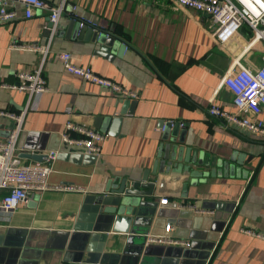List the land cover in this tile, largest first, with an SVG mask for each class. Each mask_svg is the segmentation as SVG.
I'll return each instance as SVG.
<instances>
[{"label": "crops", "instance_id": "1", "mask_svg": "<svg viewBox=\"0 0 264 264\" xmlns=\"http://www.w3.org/2000/svg\"><path fill=\"white\" fill-rule=\"evenodd\" d=\"M15 9L14 19L0 22V83H15L18 71L41 65L48 88L29 97L25 91L0 87V109L25 110L17 141L21 161L36 162L27 155L45 157L56 150L47 183L72 190L36 191L13 211L0 209V237L8 228L71 231L86 196L98 193L107 181L118 186L122 179L131 182L146 176L154 185L152 195L144 197L153 216L148 231L163 233L170 222V234L195 244L156 245L172 246L189 264H201L199 254L208 246L210 254L202 264H261L264 240L242 229L264 233V136L225 127L207 112L210 98L232 110V95L221 83L232 60L237 57L250 69L261 65L264 44L248 46L250 29L243 25L219 46L211 35L209 16L179 8L174 0H67L42 60L38 51L12 49L9 44L44 43L49 12L37 10L26 18L20 4ZM72 18L92 30L71 26L67 31ZM95 31L98 36L92 41ZM108 35L116 43L106 51L98 40ZM64 51L73 62L137 96L116 95L66 72L56 57ZM119 116L118 135H107L99 155L61 141L68 119L106 133L110 118ZM168 121L178 126L164 136L160 128ZM12 125V119L0 116V138ZM161 198H167V204H161ZM181 202L214 213L176 208ZM108 234L115 237L104 242L103 250L119 256L127 233ZM53 238L58 244L59 237L36 234L22 264H69L52 253Z\"/></svg>", "mask_w": 264, "mask_h": 264}, {"label": "built area", "instance_id": "2", "mask_svg": "<svg viewBox=\"0 0 264 264\" xmlns=\"http://www.w3.org/2000/svg\"><path fill=\"white\" fill-rule=\"evenodd\" d=\"M179 8L195 9L207 14L212 22V37L219 46L224 45L246 25L251 31L248 46L255 43L264 44V0H174ZM22 6L23 16L30 18L35 11L47 10L51 23L48 36L44 43L22 45L13 41L9 44L12 49H26L38 51L42 60L49 51L51 40L56 33L57 24L67 7V0H60L50 4L46 0H0V22L9 21L16 17L15 5ZM84 24V22H80ZM63 69L85 81L107 88L116 95L135 98L137 93L118 82L101 76L88 66H81L72 60L69 52L56 54ZM262 63L254 69L241 64L237 57L222 76L221 83L227 87L232 95V110L224 108L210 98L207 112L219 119L225 127H235L245 130L252 135L264 136V48L261 55ZM15 83H0V87L16 91H25L28 96L41 94L47 90V82L42 74L41 65L32 70H20L16 73ZM70 113V109L66 108ZM25 110L16 113L0 109V116L13 120V125L4 138H0V209L5 212L13 211L20 203L36 191L47 189L72 190L70 186L49 185L47 177L51 171V162L57 155L56 150L50 151L42 161L23 163L17 146L21 131V122ZM172 125V121L162 124L160 130ZM107 134L92 127L75 123L68 119L62 132L61 141L73 147L81 148L87 154L99 155ZM161 204H167V198L159 199ZM176 208H186L198 214H213V210L204 209L190 202L175 204ZM164 232L145 234V244L182 245L189 247L190 242L170 234L173 226L165 223ZM264 240V233L249 228L242 229ZM64 264V263H61ZM261 264H264V260Z\"/></svg>", "mask_w": 264, "mask_h": 264}, {"label": "water", "instance_id": "3", "mask_svg": "<svg viewBox=\"0 0 264 264\" xmlns=\"http://www.w3.org/2000/svg\"><path fill=\"white\" fill-rule=\"evenodd\" d=\"M69 11L70 6L67 8ZM47 27L51 25L47 18ZM85 30L88 33L92 30L75 18L70 20L69 29ZM48 36V29L45 30ZM98 31L93 32L92 41L96 40ZM100 49L106 50L115 45L113 36H104L98 40ZM122 117H112L107 124V135L116 136L119 133ZM178 124H168L164 129V136L169 128H177ZM35 161H41L44 157L40 155H27ZM139 187L145 188L144 190ZM153 182L146 176L139 180L127 182L122 179L118 186L111 185L108 181L96 194L88 195L84 199L80 210L79 218L71 231H55L37 233L32 229L8 228L6 233L0 237V264H22L23 258L29 254V248L36 234L42 236L47 233L51 237H59L58 244L54 238L50 248H54L53 254L56 259L69 264H189L181 253H175L172 246L156 244H145L144 236L148 232L147 226L152 221L150 201L144 198L151 196ZM145 226V228H142ZM127 233L125 246L119 256H112L104 252V242L115 236L108 233ZM43 238V237H41ZM195 244H190L194 248ZM45 253V252H43ZM193 254L189 250V256ZM210 254V246L199 254L201 264Z\"/></svg>", "mask_w": 264, "mask_h": 264}]
</instances>
